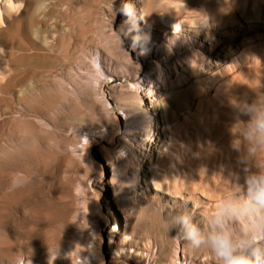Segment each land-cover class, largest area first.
<instances>
[{
	"label": "rangeland",
	"instance_id": "374dc122",
	"mask_svg": "<svg viewBox=\"0 0 264 264\" xmlns=\"http://www.w3.org/2000/svg\"><path fill=\"white\" fill-rule=\"evenodd\" d=\"M166 1L24 0L18 10L0 0L4 16L22 18L3 43L14 61L0 93V264H76L86 256L87 264H214L161 225L177 212L201 221L235 187L243 153L234 148V104L264 95V0H184L187 23L207 11L238 45L248 36L247 62L235 68L216 59L191 64L214 44L202 34L177 38L148 27L139 5L156 11ZM122 2L135 6V18L119 13ZM178 52L189 59L159 65L157 57ZM153 77L168 104L155 110L166 141L157 151L141 138L154 123L134 110L129 123L119 108L146 98ZM155 176L170 195L154 189Z\"/></svg>",
	"mask_w": 264,
	"mask_h": 264
},
{
	"label": "clouds",
	"instance_id": "9594fccd",
	"mask_svg": "<svg viewBox=\"0 0 264 264\" xmlns=\"http://www.w3.org/2000/svg\"><path fill=\"white\" fill-rule=\"evenodd\" d=\"M122 15L135 18L134 5L122 2ZM234 148L242 152L240 174L231 195L215 210L195 221L186 212L165 218L162 228L193 250L211 254L214 264H264V95L234 104Z\"/></svg>",
	"mask_w": 264,
	"mask_h": 264
},
{
	"label": "bare ground",
	"instance_id": "6f19581e",
	"mask_svg": "<svg viewBox=\"0 0 264 264\" xmlns=\"http://www.w3.org/2000/svg\"><path fill=\"white\" fill-rule=\"evenodd\" d=\"M8 3L11 4L14 8L21 10L23 9L24 5V0H6ZM16 3V4H15ZM141 9V17L143 18L145 24L150 27L151 29H156L159 31H166V32H172L174 33V36L177 38H181L182 36L192 38L194 33L197 35L204 36V39L206 41H214V44H211V47L209 49L201 46V52H196L195 55H192L190 58V62L193 65H199V62H208V63H213L212 61L217 60V62L221 65H224L226 68H235L236 64L240 62H247V57L249 56V38L247 35L243 36L244 39L242 42L238 45L235 33L232 32V34H228L227 29L224 31L226 32H221L219 29H224V24L220 23L217 19H213V16L211 13L207 11L200 12V15L198 16V21L195 22H190L187 23L186 20L183 18L182 10L185 7H188L187 2L184 0H167L166 2L162 3V5L157 9L156 11H151L149 8H147L143 3L140 5ZM259 19L258 21H261L264 23V16H258ZM22 18L16 17L12 14L10 16H4L3 13L0 12V93L6 92V90L9 87L10 84V78L12 75V67H13V61H14V53L12 49L7 48L3 45L4 41L5 42H12L13 37H14V31L20 27ZM212 22L214 23V26L217 25L219 26V29H216L215 27L212 26ZM242 21L240 19H235L234 24H238V27H241ZM169 25V27H168ZM190 27V28H186ZM170 28V29H169ZM192 28V29H191ZM174 29V30H172ZM191 29V30H190ZM247 29V28H246ZM172 30V31H171ZM215 31L219 32L222 35L220 39H217L215 36ZM194 32V33H193ZM236 45V47H234ZM229 48V53L225 55V60L221 59V52L224 51L225 48ZM155 56V55H154ZM173 56V55H171ZM165 56V57H157V60L159 62V65H161V62L166 63L169 60L173 59H178V60H184V59H189L186 54L182 52H178L175 56ZM187 61V60H186ZM155 62V61H154ZM157 63V62H156ZM140 66L142 69L146 68L144 63H140ZM207 78L210 80H213L216 78V75H211V73L206 74ZM135 78V77H134ZM154 78V79H153ZM151 78L150 82V89H148L146 92V98H143L141 102H136V103H121L119 106L120 108V113H123V116L127 122H130L132 119V116H129V113L131 110H134L136 114L140 113H145V118L148 119V122L150 125L153 126L154 123V129L149 130V134L147 135V138H143L141 133V138L144 140L145 144L151 145V143L156 144V151L160 148H162L166 141L165 137L163 136V126L160 124L159 120L157 119V112L155 110L159 111V108L167 111L168 109V104L167 100L162 98L161 96H157L156 94V85L157 83V78L153 77ZM136 81L134 82L137 84L139 81L137 78H135ZM154 83V84H152ZM152 84V85H151ZM174 87L171 88L173 90ZM150 91V92H149ZM146 105V106H145ZM154 109V112H153ZM117 120H119L117 118ZM146 127H148V124ZM149 125V126H150ZM166 128L170 127V123L167 121L166 122ZM156 127V129H155ZM137 129V128H136ZM136 129H131V130H136ZM103 151H105L103 149ZM106 152V151H105ZM103 157L107 160L109 157L106 153H104ZM146 158L149 159L148 161V167L152 168L154 165L157 163L156 158H153L152 153H148ZM115 163V162H114ZM147 164V163H146ZM137 170L135 171L138 173V178L140 179V184L143 183V179L140 177L141 172L140 170L142 169L141 164L138 163V166L136 168ZM157 177L155 176L153 178V187L155 190H159L162 193H166L170 195L169 192H167L164 188L159 186L158 182L156 181ZM108 182V181H107ZM109 183H111V180H109ZM68 190L72 189V184L69 183L66 185ZM168 190V189H167ZM92 226L95 225L92 221ZM127 229H126V234H127ZM111 241L116 243L117 241V236L115 237L114 233L111 236ZM125 238H127V235H125ZM125 247V246H124ZM116 252L119 253L117 248H115ZM127 251H131L133 253H136L139 255V251L133 249L132 247H129ZM91 258L86 256L84 260L80 263L76 264H87V261H89ZM128 264V263H125Z\"/></svg>",
	"mask_w": 264,
	"mask_h": 264
}]
</instances>
